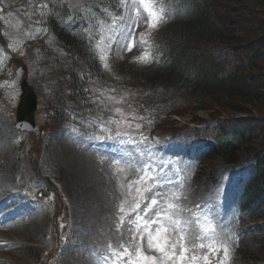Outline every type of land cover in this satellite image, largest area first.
I'll return each mask as SVG.
<instances>
[{
  "label": "rangeland",
  "instance_id": "374dc122",
  "mask_svg": "<svg viewBox=\"0 0 264 264\" xmlns=\"http://www.w3.org/2000/svg\"><path fill=\"white\" fill-rule=\"evenodd\" d=\"M84 3L0 0V218H5L0 223V264H105L103 257L112 248L122 251L121 245L130 240V225L125 222L120 226L119 217L124 213L119 208L123 203L127 212L132 205L137 185L133 184L132 195L128 185L143 175L138 165L150 157L163 165V176L173 180L161 203H172L170 215L191 222L183 241L191 249L189 259L195 254L203 264L211 244L221 248L210 255L211 264H264V197L261 203L244 209L237 208L235 202L249 177L253 158L241 153L240 163L229 169L220 157L199 161L197 147L215 134L210 111L193 109L182 101L179 113L166 111L154 116L151 101L159 98L143 92L144 88L121 69L150 66L153 61L143 64L135 59L146 49L154 59L161 21L156 28H148L147 13L138 0L120 3L121 9L115 12L101 13L92 45L96 72L78 65L85 71L86 89L67 100L68 60L53 40L50 15L54 7L66 4L78 10ZM148 7L157 13L162 9L155 0ZM133 9H140L136 46L130 52L122 51L117 34ZM141 39L147 43H140ZM104 63L110 69H105ZM24 79L38 95L36 120L45 130L42 136L15 128ZM116 108L129 119L135 114L144 120L133 121L131 128L106 123L115 116ZM240 116L244 114L228 111L219 119ZM136 123L141 124L138 130ZM117 132L129 135L116 136ZM140 133L148 140L141 143ZM155 175L161 172L155 171ZM179 236L178 231L170 234L169 250L175 243L177 254ZM200 243L205 247L200 248ZM221 245L227 247V257ZM145 250L159 255L148 251L146 245Z\"/></svg>",
  "mask_w": 264,
  "mask_h": 264
},
{
  "label": "trees",
  "instance_id": "16d2710c",
  "mask_svg": "<svg viewBox=\"0 0 264 264\" xmlns=\"http://www.w3.org/2000/svg\"><path fill=\"white\" fill-rule=\"evenodd\" d=\"M158 3L166 15L154 43L152 64L142 69L132 66L121 69L144 88L143 92L159 98L151 101L156 110L154 116L166 111L179 113L182 101L193 109L210 111L215 134L200 146L203 150L199 160L220 157L224 168H233L240 163L241 153H247L253 163L237 203L241 208L261 203L264 0H158ZM119 7V0H85L84 7L78 10H71L66 4L52 10L50 32L68 60L65 72L68 82L64 89L68 101H72L73 94L86 89L85 71L78 65L96 72L91 47L96 22L102 12H115ZM228 111L244 116L219 119Z\"/></svg>",
  "mask_w": 264,
  "mask_h": 264
},
{
  "label": "snow or ice",
  "instance_id": "6c2138e0",
  "mask_svg": "<svg viewBox=\"0 0 264 264\" xmlns=\"http://www.w3.org/2000/svg\"><path fill=\"white\" fill-rule=\"evenodd\" d=\"M129 0H120L122 5H126ZM133 4L137 0H131ZM139 4L143 6V11L147 13L148 28H156L160 21L165 18V11L161 9L159 13L154 10V7H148L153 3V0H138ZM140 9H133V15L128 18V23L117 34L119 37V46L122 51H132L136 46L135 29L140 26L139 13ZM121 20L124 18L121 16ZM38 23V21H37ZM143 37L144 33H140ZM140 43H147L143 39ZM100 47V44H97ZM109 49L111 45H108ZM0 51H3L0 48ZM23 55V53H21ZM103 61L105 57L101 56ZM137 62L148 64L152 62V56L146 49L140 56L135 58ZM105 69H110L108 63L102 65ZM111 91H115L112 89ZM108 99L114 100L115 97L109 96ZM121 101H116L120 103ZM115 116H110L106 123H114L118 127L120 125H127L129 128L133 127V121L144 120L142 116L133 114L131 118L125 117L122 109L116 108L114 110ZM119 117V118H116ZM135 129H140L141 124L136 123ZM128 136V132H117L116 136ZM148 140V137L140 133V142L143 143ZM114 163L120 164V160H114ZM127 163V162H126ZM160 171L161 175H155V171ZM138 170L143 172L137 181L130 182L128 185L129 195H132L133 184H136L134 191L136 196L133 197V203L125 212L123 203L119 208L120 213L124 215L119 217L120 226L127 222L130 226L128 229L130 240L128 244H122V251L112 248L108 255L103 257L105 264H200V258L193 254L189 259L188 253L191 251L189 247L184 244V240L191 228V222L175 218L170 215V210L174 207L172 203H164L168 196L167 188L173 184L171 177L163 176V165H157L155 160L151 157L149 161H144L138 165ZM123 171V169H121ZM154 186V187H153ZM143 205V206H142ZM197 226L199 225V218H197ZM63 227V225H61ZM178 231L180 236L179 254L176 252L177 245L172 243L170 245L171 232ZM202 239V238H201ZM143 242V243H141ZM146 249L159 255L146 254ZM200 248H204L203 243L199 244ZM225 257L228 255L227 247L221 245ZM221 248H213L208 245V253L203 256V264H211L210 255L219 252ZM223 264V262H221Z\"/></svg>",
  "mask_w": 264,
  "mask_h": 264
},
{
  "label": "water",
  "instance_id": "95a60500",
  "mask_svg": "<svg viewBox=\"0 0 264 264\" xmlns=\"http://www.w3.org/2000/svg\"><path fill=\"white\" fill-rule=\"evenodd\" d=\"M22 95L17 107V126L32 130L35 128L34 112L37 105V97L32 86L24 80L21 83Z\"/></svg>",
  "mask_w": 264,
  "mask_h": 264
},
{
  "label": "bare ground",
  "instance_id": "6f19581e",
  "mask_svg": "<svg viewBox=\"0 0 264 264\" xmlns=\"http://www.w3.org/2000/svg\"><path fill=\"white\" fill-rule=\"evenodd\" d=\"M5 220V218L2 216L1 218H0V223H2L3 221ZM7 227V226H6ZM12 241V240H11ZM7 244V243H6Z\"/></svg>",
  "mask_w": 264,
  "mask_h": 264
}]
</instances>
